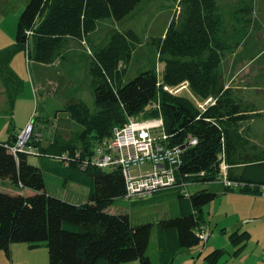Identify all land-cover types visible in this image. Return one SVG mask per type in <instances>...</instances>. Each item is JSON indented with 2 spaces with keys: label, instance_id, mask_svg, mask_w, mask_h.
Masks as SVG:
<instances>
[{
  "label": "trees",
  "instance_id": "1",
  "mask_svg": "<svg viewBox=\"0 0 264 264\" xmlns=\"http://www.w3.org/2000/svg\"><path fill=\"white\" fill-rule=\"evenodd\" d=\"M180 1L186 6L185 19L181 24L172 20L167 32L154 40L159 62L165 66L161 85L156 67L134 80H124L140 39L132 30L117 32L107 45L95 48L93 56L90 73L98 112L91 113L85 102L75 99L63 110L83 126L81 132L68 140L59 135L44 144L33 127L27 146L43 159L44 166L39 168L29 162L30 154L19 152L16 156L6 147L15 144V135L0 142V179L34 192H0V250L9 257L10 245L25 243L32 248L46 245L49 264H153L147 253L153 225L133 224L127 214L107 212L125 195L121 171L84 166L94 148L112 138L113 129L124 128L130 119L162 116L173 145L186 148L189 136L198 140L197 145L185 150L179 182L213 184L222 176L221 166L225 163L230 180L264 183V176L248 181L232 173L237 166L264 165V152L247 154L248 141L240 124L252 115L243 112L231 97L219 72L225 53L240 47L251 33L255 0H240L237 7L228 6L226 10L217 0ZM142 3L143 0H30L18 22L15 45L0 51V65L5 69L0 67V73L5 76L11 108L21 92L20 87L11 85L16 77L11 69L12 59L27 50L31 38L35 46L29 59L51 64L68 39L82 41L95 32L101 20L110 17L123 21ZM29 32L32 36H28ZM184 83L202 100L211 97L215 103L202 111L200 103L195 105L185 96L164 90V86ZM157 103L160 111L152 107ZM44 167L63 177L64 182L88 187V201L74 204L48 194ZM260 169V174H264V167ZM243 192L250 193L251 189ZM216 197L217 193L209 189L191 193L189 199L180 190L177 192L179 215L158 225L160 264H173L179 250L201 243L197 231L204 222V207ZM152 200L157 202L156 198ZM228 237L236 258L241 257L252 238L247 231L233 232ZM225 255L224 249L217 248L205 260L208 264H225Z\"/></svg>",
  "mask_w": 264,
  "mask_h": 264
},
{
  "label": "rangeland",
  "instance_id": "2",
  "mask_svg": "<svg viewBox=\"0 0 264 264\" xmlns=\"http://www.w3.org/2000/svg\"><path fill=\"white\" fill-rule=\"evenodd\" d=\"M29 2L30 0H0V49L9 48L15 43L19 18L24 12L23 9L26 8ZM217 2L225 9L231 5V7H235L234 4L237 3L238 0H217ZM240 2L239 0V3ZM185 10L186 6L180 0H143V3L136 11L123 21L115 22L110 17L104 20L98 26L94 34L84 39L87 41V45H82L81 40H76L80 41L79 44L82 46L83 52L76 54L66 52L67 46H64L65 49H61L62 53L56 57V61L60 62H55L54 65L30 61L26 51L17 53L14 59H12L13 62L11 67L21 79L22 86L19 90L22 91L16 96L18 98H16V102H14L15 107L9 109L8 112L6 111L5 117H0V141L8 140L12 133L22 132V129H24L25 132L28 124H32L35 128V135L38 136L39 133L43 134L44 138L42 137V140L45 141L44 143L50 141L56 133H60L66 139H70L81 132L83 126L69 119L68 114L63 110L70 100L75 99L85 102L91 113L95 114L98 112L99 109L96 105L95 92L90 73L91 65L94 60L95 48L98 49L108 44V41L115 32L132 30L140 39V43L136 46L133 54V59L128 64V67H126L127 71L124 80H134L140 73L156 67L158 79L162 81V72L165 66L163 63L159 62V56L156 54V42L154 40L162 37L167 32V28L172 20L176 19V21L181 24L186 17ZM254 10L252 16L254 23L252 24L253 26L249 35V38H251L249 42L251 46L253 45V48L252 50H246L244 55H247L248 59L260 56L261 58L256 64V67H259V69H257L254 74L255 76L257 75L255 79H246L245 85L249 83V93L246 92V94H243L245 91L240 92L237 89L238 92L236 88H233L235 90L233 91V96L235 95L239 98L235 99L241 103V109L243 108L242 111L246 110L245 112L254 115V117L257 116V114L262 115V117L256 119L255 122H251L252 119H250L240 124V129L244 137L250 138V143L246 148L249 149V151L264 149V138L260 137L261 134H264V0H258ZM231 29L232 28H229V31H231ZM68 44L71 45V43ZM65 45H67V43ZM33 46H35V40L31 38L28 47L29 54L32 52L30 50L33 49ZM69 54L79 56L80 59L74 57L72 58L74 61H68L64 66H60L59 64H62V61H65V57ZM62 55L66 56L63 57ZM67 75L73 78L72 82L68 80ZM34 84L37 88V93L33 91ZM44 85L47 86L44 87ZM177 93L183 97H187L194 102L195 105H198L199 101H201V97L196 95L193 90L189 88L184 89L182 92L174 91V93L171 94ZM259 109L262 110L256 112V110L258 111ZM0 114H4V112ZM57 116L60 119H56ZM27 118H29L28 123L25 125V120H27ZM146 118L147 117H141L140 120H145ZM54 121L57 124L56 126H54ZM42 124L47 125L48 128L42 132L36 130ZM252 146L255 147L252 148ZM29 162L38 166V168L44 166L43 159L37 156H29ZM141 170L143 173H147L152 170V166H149V164L143 165ZM43 172L47 180L48 192L51 195L75 204L88 201V187L70 182L67 188H64L65 179H63V177L54 175L45 167L43 168ZM133 173H140L139 167H136V169L134 168ZM50 178H54L55 181L52 182ZM224 179L225 175L222 174L220 179L213 182V184L200 183V185H191L188 189L192 193L201 191V189H209L213 192L222 187V181ZM53 188L56 190L54 191ZM179 190L178 188L165 189L156 193L153 198H156L157 202H154L152 200L153 198L130 202L122 197L117 199L115 203L107 209V212L110 214H127L130 216L133 224L148 223L153 225V235L149 251L147 252L153 264H160L156 240L158 238L159 223L165 219L175 218L179 215V202L178 199L175 198ZM27 191L30 192L28 189H22L20 186L13 184L10 180L0 179V192L15 195L29 193ZM75 192H80L83 195L80 194L78 197L71 196L70 193ZM258 198L259 211L261 214L257 216V219L254 218L249 223L245 224L241 230L247 231L253 236L252 240L244 248L245 250L242 254L243 257H240L241 259L233 256L235 250L232 249L231 243H228L226 247L223 242L220 241L221 237L224 239L228 238L222 235L220 236L221 229L224 225V223L220 222L226 219V214L223 211L221 216H217L215 211L219 203H221V200L219 202V200L216 199L210 205V208L209 206L204 207V212L206 213V220L209 225L208 234L211 236L214 234L217 235V241L215 243L209 242L208 244L203 242L202 244L200 243L191 247V249L179 250L174 264H208L205 257L215 251L214 249L216 247L226 251V255L222 261L225 264H264V195ZM208 208L210 214L207 213ZM14 245V247H27L29 252L32 251L28 244L15 243ZM201 249L203 253H205L203 256L199 254L202 251ZM33 250L37 252L32 254V257H30L29 254L24 255L25 249H23L20 253H16L15 256L12 255V258L4 251L0 250V264H26L23 259H30L31 262H29V264H49V251L46 245L42 246V248L41 246L34 248ZM18 256H22V259L20 261L16 260L15 262ZM135 263L140 264L139 261L131 262V264Z\"/></svg>",
  "mask_w": 264,
  "mask_h": 264
},
{
  "label": "built area",
  "instance_id": "3",
  "mask_svg": "<svg viewBox=\"0 0 264 264\" xmlns=\"http://www.w3.org/2000/svg\"><path fill=\"white\" fill-rule=\"evenodd\" d=\"M29 35L31 32L28 33ZM161 85V80L159 82ZM186 87L184 84L180 88H169L164 86L165 91L174 93V91H182ZM213 98L200 103L199 107L202 111L210 104H214ZM160 111V103L152 106ZM112 138L106 139L99 143L90 155V160L84 166L91 164L92 166L114 171L120 170L125 179V195L123 198L130 202L141 201L151 198L155 193L165 189H180L183 195L189 199L191 191L188 189L189 184L179 182L178 173L184 165L185 150L188 146H195L198 140L188 137L186 148L173 145L164 128L163 117L151 120H135L130 119L128 124L123 127L113 129ZM33 133V125L30 124L25 132H22L15 144L8 145V149L17 156V153H28L35 156L36 150L27 146L31 134ZM149 164L152 170L143 173L141 167ZM139 167L140 173L134 174V168ZM227 166L223 164L225 179L224 185L232 189H251L264 193V183H246L235 182L230 180L226 175ZM199 238L203 242H208L209 235L206 227L199 229Z\"/></svg>",
  "mask_w": 264,
  "mask_h": 264
},
{
  "label": "crops",
  "instance_id": "4",
  "mask_svg": "<svg viewBox=\"0 0 264 264\" xmlns=\"http://www.w3.org/2000/svg\"><path fill=\"white\" fill-rule=\"evenodd\" d=\"M257 1L258 0H255V4H254V9L256 8V4H257ZM239 3V0H238V2L237 3H235L234 4V6L235 7H237V5H239L238 4ZM232 6V5H231ZM234 7V8H235ZM136 11V10H135ZM134 11V12H135ZM255 11V10H254ZM133 12V13H134ZM132 13V14H133ZM22 15V14H21ZM21 17V16H20ZM112 19V18H111ZM19 20H20V18H19ZM104 20H106V19H104ZM104 20H101L99 23H98V26L104 21ZM114 20V19H113ZM115 21V20H114ZM116 22V21H115ZM253 23H254V20H253ZM19 25V24H18ZM98 26H97V28H98ZM97 30V29H96ZM95 30V31H96ZM17 32H18V29H17ZM119 32V31H118ZM95 32H93V33H91V34H94ZM115 33H117V32H115ZM114 33V34H115ZM91 34H89V35H91ZM89 35L87 36L88 38H89ZM250 35V34H249ZM249 35H248V37H247V39L244 41V43L240 46V47H238V48H236V49H232L231 51H227L226 53H225V55H224V58L222 59V65H221V67H220V70H219V72H221V74H222V76H223V79H224V84H225V88L229 91V93H230V95H231V97L233 98V99H235V98H238V97H236L235 95L233 96V91H235L233 88H236V90L238 89L240 92H243V91H245V93H243V94H246V92H248L249 93V91H250V87H249V83L247 84V85H245V83H246V79H248V80H252V79H255V77L257 76H255L254 74H255V72L257 71V69H259V67H256V64H257V62L260 60V56H256V57H254L253 59H248L247 58V55H244V52L246 51V50H252V48H253V45L251 46V43L249 42L250 40H251V38H249ZM17 36V35H16ZM84 39H86V38H84ZM82 40L81 41V43H82V45L84 44V45H87V41H85V40ZM260 39V38H259ZM77 39H68L67 41H66V43H67V45H63V50L65 49L64 48V46H67V48H66V52H72L73 54H76V53H79V52H83V48H82V46L79 44V42L80 41H76ZM261 40V39H260ZM109 42V41H108ZM15 43H16V40H15ZM15 43L12 45V46H10L9 48H11V47H13L14 45H15ZM68 43H71V45H69ZM250 43V44H249ZM107 45V44H106ZM32 47V46H31ZM6 48H8V47H6ZM6 48H3V49H0V51L1 50H4V49H6ZM30 51H32V52H34V47H33V49L32 50H30ZM26 53H27V55H28V59H29V51H28V48H27V50H26ZM60 53H62L61 52V50L59 51V54ZM64 56V55H63ZM66 56V55H65ZM64 56V57H65ZM74 57H77V58H79L80 59V57L79 56H76V55H72V54H69L67 57H65L66 59H65V61H62V64H59L60 66H64V64L66 63V62H68V61H74V60H72V58H74ZM30 60V59H29ZM31 61V60H30ZM13 62V61H12ZM55 62H57L56 61V58H55V60H54V62L53 63H51V64H49V65H54L55 64ZM60 62V61H59ZM59 62H57V63H59ZM12 64V63H11ZM12 66V65H11ZM0 67H3L2 65H0ZM2 69H4V67L2 68ZM11 69H12V67H11ZM261 69H263V68H261ZM5 70V69H4ZM12 71L13 72H15L13 69H12ZM8 71H7V68H6V72L5 73H7ZM8 74V73H7ZM15 74H16V77L15 78H12L13 80V83L11 84L14 88L15 87H21L22 86V83H21V79L18 77V75H17V73L15 72ZM64 77V76H63ZM67 78H68V80H70L71 82L73 81V78L72 77H70V76H68L67 75ZM60 79H62V78H60ZM63 80V79H62ZM51 84V83H50ZM184 85L186 86V87H184V89H186V88H189V85H188V83H184ZM45 86H47V85H44V87ZM49 86V85H48ZM181 86H183V84L182 85H180V86H178V87H172V88H180ZM44 89V88H43ZM184 89L182 90V91H184ZM190 89V88H189ZM237 90V91H238ZM22 91V90H21ZM33 91L34 92H36L37 93V88H36V86H35V84L33 85ZM182 91H179V92H182ZM238 91V92H239ZM21 93V92H20ZM35 93V94H36ZM178 94V93H177ZM16 98H18V97H16ZM239 99V98H238ZM236 100V99H235ZM236 101H238V100H236ZM15 102H16V99H15ZM203 102H205V100H203L202 101V99H201V101H199V103H203ZM238 103L239 104H241L239 101H238ZM15 105V104H14ZM15 107V106H14ZM9 109H12L11 108V105H10V103H9V98H8V95H7V92H6V85H5V76L3 75V74H1L0 73V113H3L4 112V114H0V117H5V112L7 111H9ZM242 110H243V108H242ZM262 109H259L258 111L256 110V112H260ZM246 110H244L243 112H245ZM246 114L248 113V112H245ZM250 114V113H249ZM252 115V114H251ZM29 116V115H28ZM30 117V116H29ZM68 117H69V115H68ZM254 115H252V117H250L249 119H247V121L248 120H250V119H252L251 120V122H255V120L256 119H259V117H262V115L261 114H257V116H255L254 118ZM1 119V118H0ZM28 119L29 118H27V120H25L26 122H25V125H27V123H28ZM56 119H60L58 116H57V118ZM70 119V118H69ZM145 120H151V118H149V119H145ZM247 121H244V122H247ZM244 122H242V123H244ZM57 124L55 123V121H54V126H56ZM29 126V124L27 125V127ZM52 127V126H51ZM58 127V126H57ZM46 128H48V126L47 125H44V124H42V125H40L36 130H39V131H45L46 130ZM27 129V128H26ZM25 129V130H26ZM13 130H14V128H13ZM34 130H35V128H34ZM22 132H24V129H22ZM22 132H14V133H12L13 135H15L16 137H18ZM241 133H242V131H241ZM11 134V135H12ZM10 135V136H11ZM62 136L63 138H65L63 135H61L60 133H56V135H54L53 137H52V139L50 140V141H48V142H46V143H44L45 141H43L42 139L44 138V136H43V134L42 133H39L38 134V139H41V141L44 143V144H50V142L56 137V136ZM242 135H243V133H242ZM10 136H9V138H10ZM251 136V135H250ZM43 137V138H42ZM243 137H244V135H243ZM260 137H262V138H264V134H261V136ZM259 137V138H260ZM9 138H8V140H9ZM66 139V138H65ZM71 139V138H70ZM245 139L248 141V144H247V146H246V148L248 147V145H249V143H250V138H246L245 137ZM8 140H6V141H0V142H3V143H5V142H7ZM48 140V139H47ZM68 140V139H67ZM16 142V141H15ZM253 147H255V146H252V148ZM245 148V149H246ZM255 149V148H254ZM261 151L262 152H264V149H261V150H255V151H249V149H246V152H247V154L249 155V154H253V153H261ZM31 156H33V155H31ZM44 164V163H43ZM225 164V163H224ZM226 165V164H225ZM227 166V165H226ZM262 167H264V165H255V166H249L248 168H246V166L244 167L243 165L242 166H237V168H233V175H235V176H243L245 179H247L248 181H250V180H252L253 179V177H255V176H257V177H262V176H264V174H260V172L263 170V169H260V168H262ZM227 170H228V166H227V169H226V175H227ZM224 175V171H223V165L221 166V175ZM55 175V174H54ZM57 176V175H56ZM227 177H228V175H227ZM256 177V178H257ZM51 180H52V182L53 181H55V179L54 178H50ZM258 180V179H257ZM47 181V180H46ZM70 182H73V181H67V182H64L65 184L63 185V187L64 188H67V186H68V184L70 183ZM75 183V182H74ZM77 183V182H76ZM222 183H223V181H222ZM78 184V183H77ZM201 184H203V183H201ZM79 185H81V184H79ZM191 185H200V184H189L188 186H191ZM223 185H224V183H223ZM55 186V185H54ZM53 186V187H54ZM83 186V185H82ZM224 186H226V185H224ZM23 189V188H22ZM54 189V191L56 190L55 188H53ZM231 190H227L226 188H224L223 186L219 189V190H216L215 191V193H217V197L214 199V200H216V199H218L219 200V202H220V200H221V203H219V206H218V208H217V210L215 211V213L217 214V216L219 217V216H221L222 215V213H223V211L225 212V214H226V219L223 221V222H220V223H224V225H223V228L221 229V234H220V236L222 235V236H225V237H228V235L230 234V233H233V232H239V231H241L242 229H243V226L245 225V224H247V223H249L252 219H257L258 217V215L259 214H261V212L259 211V198L258 197H262L263 195H264V193L262 194V193H260V192H258V191H255V190H251V192L250 193H246V192H243L244 191V189H232V188H230ZM29 190V189H28ZM49 188H48V184L46 183V192L48 193V194H50L49 192ZM78 191H80V190H78ZM27 192H29V191H27ZM20 194H22V193H20ZM32 194H34V192L33 191H31L30 190V192L29 193H26V194H24V195H32ZM71 194V196H73V197H78V196H80V192L78 193H70ZM156 194V193H155ZM51 195V194H50ZM65 195H67V194H65ZM81 195H83V194H81ZM155 196V195H154ZM153 196V197H154ZM153 197H151V198H153ZM151 198H148V199H151ZM148 199H145V200H148ZM213 203V202H212ZM212 203H210L209 205H207V206H209V208H210V205L212 204ZM75 204V203H74ZM77 204H80V203H77ZM82 204V203H81ZM206 206V207H207ZM209 208H208V210H207V213H209L210 214V212H209ZM204 210H205V208H204ZM204 213V222L202 223V225H199V227H198V231H197V233L199 232V229H200V227H202V226H205L206 227V231H207V233H208V230H209V225H208V223H207V220H206V213L205 212H203ZM220 213V214H219ZM199 234V233H198ZM250 235H251V233H249ZM153 235V234H152ZM209 235V240H208V242H204L205 244H208L209 242H211V243H215L216 241H217V235H213V236H211L210 234H208ZM252 236V235H251ZM253 237V236H252ZM151 239H152V236H151ZM151 239H150V243H151ZM251 240H252V238H251ZM250 240V241H251ZM220 241L221 242H223V244L227 247L228 246V243H231V241H230V239H229V237L227 238V239H224L223 237H221V239H220ZM219 241V242H220ZM202 241H201V244L203 243ZM218 242V243H219ZM150 243H149V247H150ZM249 243V242H248ZM11 246V245H10ZM15 245L14 244H12V246H11V250H10V258H12V255H16V253H20L23 249H25V252H24V255H26V254H29V256L30 257H32L33 255L32 254H35L37 251H34L33 249L34 248H32V247H30V250H32V251H28L29 249L27 248V247H14ZM42 246H44V245H41V248H42ZM231 246L233 247V245H232V243H231ZM40 247V246H39ZM35 248H37V247H35ZM216 248H219V247H216ZM215 248V249H216ZM214 249V250H215ZM232 249H234V248H232ZM35 250H37V249H35ZM202 250V249H201ZM235 250V249H234ZM149 251V250H148ZM32 252V253H31ZM179 252V251H178ZM200 255H204L205 253H203V250L199 253ZM199 255V256H200ZM177 256H178V254H177ZM177 256H176V258H177ZM22 256H18V258H16L15 259V262H16V260H18V261H20L22 258H21ZM243 256L241 255V258H242ZM239 259H241L240 257H238ZM176 260V259H175ZM175 260L173 261V264H174V262H175ZM23 261L26 263V264H29V262H31L30 261V259H23ZM14 262V263H15ZM125 264H131V262L130 263H125ZM136 264V263H135Z\"/></svg>",
  "mask_w": 264,
  "mask_h": 264
}]
</instances>
